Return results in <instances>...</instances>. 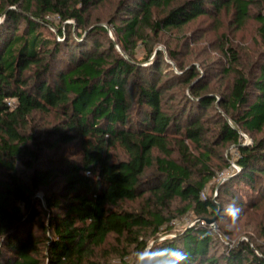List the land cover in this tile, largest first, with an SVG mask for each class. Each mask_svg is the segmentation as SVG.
<instances>
[{
  "label": "trees",
  "instance_id": "obj_1",
  "mask_svg": "<svg viewBox=\"0 0 264 264\" xmlns=\"http://www.w3.org/2000/svg\"><path fill=\"white\" fill-rule=\"evenodd\" d=\"M101 1L0 0V264H101L106 243L122 236L145 251L144 264H176L172 250L186 254L181 264H264V250L247 240L210 254L221 234L199 223L175 229L164 213L177 198L184 203L178 213L193 208L221 221L218 203L203 192L230 160L211 144L238 151L236 172L219 193L238 205L248 192L264 197V133L257 136L264 131V55L251 76L238 52L222 46L221 69L230 78L217 95L201 69L183 66L167 46L181 72L168 70L170 60L149 37L221 10L242 22L255 6L264 54V0H116L107 39V28L90 18ZM50 15L60 24L46 34ZM104 35L106 47L98 39ZM174 85L183 92L176 103L169 102ZM217 103L210 129L204 112ZM36 113L58 118L42 127L33 123ZM71 141L78 149L69 154L62 149ZM138 198V210L125 205ZM148 229L151 242L141 235Z\"/></svg>",
  "mask_w": 264,
  "mask_h": 264
},
{
  "label": "rangeland",
  "instance_id": "obj_2",
  "mask_svg": "<svg viewBox=\"0 0 264 264\" xmlns=\"http://www.w3.org/2000/svg\"><path fill=\"white\" fill-rule=\"evenodd\" d=\"M115 1L116 0H103L100 4L92 7L90 11L92 23H101L107 28L106 39L113 38L112 25L106 22V18L112 15L114 10L116 11L117 7L114 5ZM257 11H259V8L252 6L249 15L242 22H237V20L233 18V13L231 12H226L224 10L215 11L207 15H199L183 24L180 28H170L166 33H162L159 36H154L151 33L149 37L155 42L156 47L162 51L164 57L170 60L171 65L168 70L171 72H181L176 68L175 61L169 58L167 50L168 47H171L178 53V59H180L183 66H191L194 64L198 69H201L200 77L204 76L207 78L209 86L208 92L220 95L228 86L230 78L228 75L223 74L221 69L222 64L227 59L221 51L222 46L226 47L229 45L235 52H238V65L246 74L251 76L255 75L256 62L264 55L261 38L257 33L259 25L257 19H255ZM47 19L52 22L49 27L42 28V31L46 34L51 31H56V25L60 24L57 15H50ZM19 24V30H21L23 24L22 22ZM98 39L102 42V46H107L105 35ZM115 48L121 51L119 44H117ZM133 53L136 57H141L143 55L142 43H138ZM144 63L148 64L149 62ZM169 92L171 96H176L169 102L176 103L181 95L182 88L181 86L174 85ZM218 111H221L218 103L205 109L204 114L210 116L205 123L206 127L210 129L215 127L214 118ZM57 118L58 116L54 113H36L33 115V123H38L42 125V127H51L56 123ZM262 133H264V131L257 133V136ZM211 146L217 150V153H221L227 157L228 160H230L229 163L234 161L238 155V151L232 145H228L225 148L212 144ZM63 147L62 150L69 154L78 149L74 141H71ZM60 152L61 150L56 153ZM113 154L118 158L123 156L119 148L114 149ZM219 161L220 156L218 157L217 154H215L212 157V162H214L217 168L219 166ZM227 167L228 166L225 165L215 170V175L206 183L203 192L204 195L212 196V199L218 203V214L222 216L221 221H218L216 215H205L201 217L203 215L197 214L193 208H189L184 214L178 213V208L180 209V207L184 206V203L175 198L171 201L169 208L164 211L168 216H171V221H169L168 225L172 224L175 229H183L194 223H199L221 234V239H216L217 237L214 236L213 242H211L210 245V254H215L216 256L222 254L225 243L230 247L239 240L250 241L254 246L260 245L261 249L264 250V231L262 229L264 224V197L255 198L254 192L253 194L248 192L250 196L249 199L243 200L244 203L238 205L235 199H230L224 192L219 193L220 182L228 179V177L236 172ZM39 194L42 196L41 191ZM253 201H255L254 205ZM125 205L138 210L144 205V200L138 198L133 201H126ZM173 231L174 230L171 232ZM141 235L144 239H148L149 242L153 239V236L149 234V229L145 230ZM162 235L164 234L158 235L159 239H163L164 236L162 237ZM104 247L106 249V256L100 257L101 264H144L148 261L145 251L137 249L136 244L132 242L129 243L124 236H122L121 239L111 238ZM123 251L124 253L122 256L121 253ZM101 252L102 250H98L99 255ZM221 264H225V261H222Z\"/></svg>",
  "mask_w": 264,
  "mask_h": 264
},
{
  "label": "clouds",
  "instance_id": "obj_3",
  "mask_svg": "<svg viewBox=\"0 0 264 264\" xmlns=\"http://www.w3.org/2000/svg\"><path fill=\"white\" fill-rule=\"evenodd\" d=\"M172 254L176 264H181L182 261H185L187 259L186 254L181 252L180 250H172Z\"/></svg>",
  "mask_w": 264,
  "mask_h": 264
},
{
  "label": "built area",
  "instance_id": "obj_4",
  "mask_svg": "<svg viewBox=\"0 0 264 264\" xmlns=\"http://www.w3.org/2000/svg\"><path fill=\"white\" fill-rule=\"evenodd\" d=\"M46 17H48V16H46ZM249 142H250V138L246 134H244V143H249ZM227 168L232 170V171L236 170V164L234 163V161H231Z\"/></svg>",
  "mask_w": 264,
  "mask_h": 264
},
{
  "label": "water",
  "instance_id": "obj_5",
  "mask_svg": "<svg viewBox=\"0 0 264 264\" xmlns=\"http://www.w3.org/2000/svg\"><path fill=\"white\" fill-rule=\"evenodd\" d=\"M210 221V220H209Z\"/></svg>",
  "mask_w": 264,
  "mask_h": 264
}]
</instances>
